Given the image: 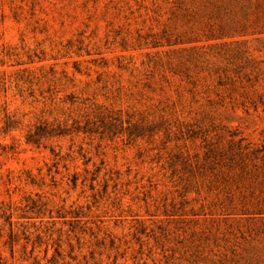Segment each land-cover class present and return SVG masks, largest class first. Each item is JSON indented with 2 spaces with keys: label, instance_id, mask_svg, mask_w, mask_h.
<instances>
[{
  "label": "rangeland",
  "instance_id": "obj_1",
  "mask_svg": "<svg viewBox=\"0 0 264 264\" xmlns=\"http://www.w3.org/2000/svg\"><path fill=\"white\" fill-rule=\"evenodd\" d=\"M239 140L264 0H0V264H264Z\"/></svg>",
  "mask_w": 264,
  "mask_h": 264
},
{
  "label": "trees",
  "instance_id": "obj_2",
  "mask_svg": "<svg viewBox=\"0 0 264 264\" xmlns=\"http://www.w3.org/2000/svg\"><path fill=\"white\" fill-rule=\"evenodd\" d=\"M227 158L231 170L238 167L239 173L236 174L242 175L244 172H250L257 175L255 171L260 168L263 171L261 172L262 175H264V147H252L249 142L242 145L241 140H239L229 149ZM249 162L252 164L253 169L248 171L245 169ZM258 163L260 164L259 167L257 166Z\"/></svg>",
  "mask_w": 264,
  "mask_h": 264
}]
</instances>
